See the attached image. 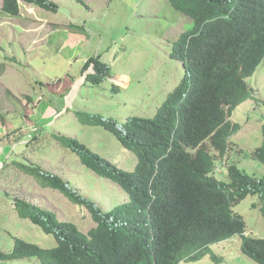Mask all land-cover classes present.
I'll list each match as a JSON object with an SVG mask.
<instances>
[{
	"label": "trees",
	"instance_id": "obj_1",
	"mask_svg": "<svg viewBox=\"0 0 264 264\" xmlns=\"http://www.w3.org/2000/svg\"><path fill=\"white\" fill-rule=\"evenodd\" d=\"M20 2L58 10L51 0H2V10L17 16ZM172 3L192 19L193 26L181 32L171 51L184 65L183 77L154 115H130L118 122L76 112L87 123L114 132L136 153L135 167L125 170L77 138L55 134L89 169L119 184L128 199L100 210L61 176L24 164L27 173L42 178L44 187L86 206L95 225L83 231L49 209L16 198L20 215L54 235L56 244L43 247L16 236L11 251L0 249L3 263L37 257L42 264H180L208 254L222 262L211 245L241 235L243 253L264 264V238L248 235L243 215L234 209L247 196L257 195L264 215V175L250 174L228 162L224 170L228 179H220L212 152L226 157L233 135L243 127L231 119L232 113L255 97L247 77L264 60V0ZM68 26L85 30V24ZM91 63L95 72L87 80L101 81L111 74L101 55L90 57L83 69ZM251 154L264 164V138Z\"/></svg>",
	"mask_w": 264,
	"mask_h": 264
},
{
	"label": "rangeland",
	"instance_id": "obj_2",
	"mask_svg": "<svg viewBox=\"0 0 264 264\" xmlns=\"http://www.w3.org/2000/svg\"><path fill=\"white\" fill-rule=\"evenodd\" d=\"M51 1L57 3V11L21 2L20 14L11 16L2 10L0 0V63H4L0 67V249L4 251L12 250L16 236L43 247L56 244L54 235L20 215L16 198L49 209L83 231L95 225L86 206L44 187L42 178L27 173L24 164L61 176L100 210L127 200L119 184L89 169L55 134L77 138L121 168L132 170L136 153L114 132L87 123L76 112L118 122L130 115L152 116L184 74L183 63L171 51L193 21L172 0ZM70 22L85 24V30H71ZM98 55L111 67L110 77L122 74L116 79L127 81L126 85L108 75L84 83V75L95 70L94 63L83 69L84 61ZM247 81L255 97L238 105L231 116L243 127L233 135L226 157L219 158L212 150L217 157L215 174L223 180L228 179L224 171L228 162L250 174L264 175V164L251 154L264 138V60ZM59 101L71 107L55 116L57 112L51 111ZM261 206L257 195H249L234 209L243 215L248 235L264 238ZM241 244V235L212 244L222 262L208 254L180 264H257L243 253ZM0 264L42 263L37 257H24L0 260Z\"/></svg>",
	"mask_w": 264,
	"mask_h": 264
},
{
	"label": "crops",
	"instance_id": "obj_3",
	"mask_svg": "<svg viewBox=\"0 0 264 264\" xmlns=\"http://www.w3.org/2000/svg\"><path fill=\"white\" fill-rule=\"evenodd\" d=\"M81 52V50L79 49V50H77V52H76V54H79ZM87 61V60H86ZM86 61H84V63L86 62ZM118 75H122V74H118ZM77 79H78V77H77ZM76 80V79H75ZM76 83H74V85H75ZM67 96H65V98H66ZM39 98V97H38ZM63 104V102H61V101H59V105H57V106H55V108L51 111V112H57V114L55 115V116H58V113L59 112H64L65 111V108L68 106V105H62ZM64 106V107H63ZM45 109H46V107H44ZM45 109H43V113H44V110ZM59 111V112H58ZM40 112V111H39ZM54 116V117H55Z\"/></svg>",
	"mask_w": 264,
	"mask_h": 264
},
{
	"label": "clouds",
	"instance_id": "obj_4",
	"mask_svg": "<svg viewBox=\"0 0 264 264\" xmlns=\"http://www.w3.org/2000/svg\"><path fill=\"white\" fill-rule=\"evenodd\" d=\"M20 4H21V2H20ZM94 72H95V70H94ZM88 75H89V74H85V75H84V77H85V81H84V83H86ZM108 76L110 77L111 75H108ZM117 76H119V75H118V74H115V75H114V78H112V77H110V78H111L114 82H117L118 84H121V85H123V84L126 85V84H127V81H126V82H122V80H119V81H118V79H116ZM114 79H115V80H114ZM73 87H74V84H73ZM73 87L71 88V90L73 89ZM71 90H70V92H71ZM69 94H70V93L64 95V97H65V96H68ZM64 97H63V98H64ZM39 99L41 100V97H39ZM68 107H71V105H70V106L68 105ZM66 108H67V107H66ZM66 108H65V111H68V108H67V109H66ZM65 111H64V112H65Z\"/></svg>",
	"mask_w": 264,
	"mask_h": 264
},
{
	"label": "water",
	"instance_id": "obj_5",
	"mask_svg": "<svg viewBox=\"0 0 264 264\" xmlns=\"http://www.w3.org/2000/svg\"><path fill=\"white\" fill-rule=\"evenodd\" d=\"M115 80V79H114Z\"/></svg>",
	"mask_w": 264,
	"mask_h": 264
}]
</instances>
